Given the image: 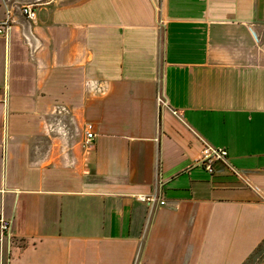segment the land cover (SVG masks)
Wrapping results in <instances>:
<instances>
[{"label":"crops","instance_id":"0c3cea01","mask_svg":"<svg viewBox=\"0 0 264 264\" xmlns=\"http://www.w3.org/2000/svg\"><path fill=\"white\" fill-rule=\"evenodd\" d=\"M7 5L0 264H247L264 245V0H0V22ZM204 143L242 178L197 165ZM155 191L164 206L137 199Z\"/></svg>","mask_w":264,"mask_h":264},{"label":"built area","instance_id":"2783aa9c","mask_svg":"<svg viewBox=\"0 0 264 264\" xmlns=\"http://www.w3.org/2000/svg\"><path fill=\"white\" fill-rule=\"evenodd\" d=\"M7 8V19L3 22H0V36L7 37L9 36L12 30V17L11 11ZM20 13L21 15L26 18L27 20L33 21L37 18V5L35 4H26L24 6H20ZM161 103L164 101L159 98ZM95 138V133L93 132V126L87 125L86 127V139L84 144L90 145L92 140ZM229 151L226 148H213L206 143H204V147L201 153V157L196 161L197 165L202 166L208 172L213 173V166L215 163H222L231 173L237 175L238 177L242 178L241 173L236 170L234 167L231 166L229 163ZM140 202L146 203L147 205H154L156 203L161 204L162 206L165 205V202L162 201L158 192H152L149 195H140L137 197ZM11 230V223L7 220H4L2 216H0V231L2 235L10 233Z\"/></svg>","mask_w":264,"mask_h":264},{"label":"rangeland","instance_id":"374dc122","mask_svg":"<svg viewBox=\"0 0 264 264\" xmlns=\"http://www.w3.org/2000/svg\"><path fill=\"white\" fill-rule=\"evenodd\" d=\"M264 252V245L262 246V248L260 250H258L256 252V254L249 260V262L247 264H256V263H260L261 260L264 258L263 253Z\"/></svg>","mask_w":264,"mask_h":264}]
</instances>
